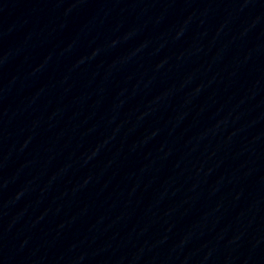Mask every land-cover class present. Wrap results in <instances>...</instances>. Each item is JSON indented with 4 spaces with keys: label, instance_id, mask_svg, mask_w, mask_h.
Here are the masks:
<instances>
[{
    "label": "water",
    "instance_id": "1",
    "mask_svg": "<svg viewBox=\"0 0 264 264\" xmlns=\"http://www.w3.org/2000/svg\"><path fill=\"white\" fill-rule=\"evenodd\" d=\"M233 264H264V228Z\"/></svg>",
    "mask_w": 264,
    "mask_h": 264
}]
</instances>
